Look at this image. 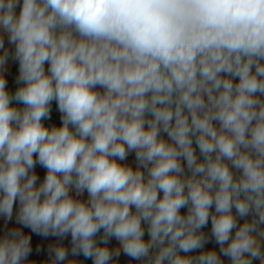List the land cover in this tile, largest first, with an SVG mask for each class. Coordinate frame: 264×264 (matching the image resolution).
Masks as SVG:
<instances>
[{
    "label": "clouds",
    "instance_id": "9594fccd",
    "mask_svg": "<svg viewBox=\"0 0 264 264\" xmlns=\"http://www.w3.org/2000/svg\"><path fill=\"white\" fill-rule=\"evenodd\" d=\"M0 218V264H264V0H0Z\"/></svg>",
    "mask_w": 264,
    "mask_h": 264
},
{
    "label": "crops",
    "instance_id": "0c3cea01",
    "mask_svg": "<svg viewBox=\"0 0 264 264\" xmlns=\"http://www.w3.org/2000/svg\"><path fill=\"white\" fill-rule=\"evenodd\" d=\"M17 12H19V8H17ZM5 45H6V47L11 48V46L7 44V40L5 41ZM9 63H10V69L6 73V76H7L8 81H9V84H8L9 89L14 91L15 88L17 87V85L15 83V78H16V76H18V73H19V66H18V62H15V61H10ZM46 68H47V65H46ZM52 109H53V111H52V119L51 120H46V121H44V123L46 125H51L52 123H55V124L59 125L60 124L59 113L56 111V105H55V103H53ZM126 162L129 163V164H131L133 167H135L134 154H130ZM37 170L39 171L41 177H43L44 170L43 169H39V168ZM184 211H186V210L182 209V212H184ZM3 226H4V221H3L2 218H0V229H2ZM25 231L27 232L28 230L25 229ZM204 231L205 232L210 231V224H209L208 228L204 229ZM211 246L212 245H209V247H211ZM41 255L42 254L34 253V256L37 259H39ZM121 259L122 260H127V258L126 257H123V256L121 257ZM133 264H135V262H133Z\"/></svg>",
    "mask_w": 264,
    "mask_h": 264
}]
</instances>
